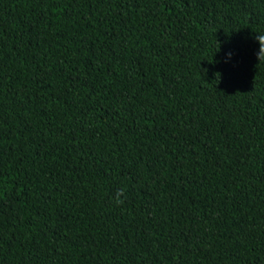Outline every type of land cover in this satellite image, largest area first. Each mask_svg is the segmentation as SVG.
Wrapping results in <instances>:
<instances>
[{
  "label": "trees",
  "instance_id": "trees-1",
  "mask_svg": "<svg viewBox=\"0 0 264 264\" xmlns=\"http://www.w3.org/2000/svg\"><path fill=\"white\" fill-rule=\"evenodd\" d=\"M256 33L264 0H0V264H264Z\"/></svg>",
  "mask_w": 264,
  "mask_h": 264
},
{
  "label": "clouds",
  "instance_id": "clouds-1",
  "mask_svg": "<svg viewBox=\"0 0 264 264\" xmlns=\"http://www.w3.org/2000/svg\"><path fill=\"white\" fill-rule=\"evenodd\" d=\"M254 39L259 45L257 52V60L260 61L261 59H264V34L256 33ZM230 56L231 54L229 53V57Z\"/></svg>",
  "mask_w": 264,
  "mask_h": 264
}]
</instances>
